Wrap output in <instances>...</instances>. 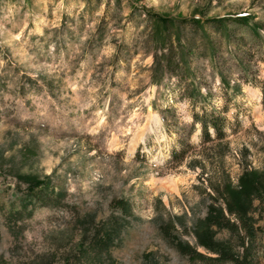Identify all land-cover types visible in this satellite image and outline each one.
I'll return each mask as SVG.
<instances>
[{
	"label": "rangeland",
	"instance_id": "1",
	"mask_svg": "<svg viewBox=\"0 0 264 264\" xmlns=\"http://www.w3.org/2000/svg\"><path fill=\"white\" fill-rule=\"evenodd\" d=\"M147 10L175 17V58ZM263 96L264 0H0V264H234L209 258L198 223L225 180L264 186ZM203 109L224 137L201 142Z\"/></svg>",
	"mask_w": 264,
	"mask_h": 264
},
{
	"label": "trees",
	"instance_id": "2",
	"mask_svg": "<svg viewBox=\"0 0 264 264\" xmlns=\"http://www.w3.org/2000/svg\"><path fill=\"white\" fill-rule=\"evenodd\" d=\"M148 12L150 16L149 37L151 43L153 45H159V49H161L159 55L161 58H164V60H168L169 57L175 58L180 51L178 45L174 43L177 35V32L174 31L176 22L175 17L162 12ZM229 18L239 23H247L252 18V14L244 12L235 15L229 14L212 17V19L219 20L220 22ZM198 19L199 17L192 16L189 20L196 22ZM255 29L254 31L252 30V33L257 34ZM168 42L170 43V47H168L170 50L169 53L164 51ZM214 109L217 110L216 108ZM217 111H219V109ZM193 121L198 122L201 127L202 143L212 138H221L225 136L224 116H221L220 112L213 114L212 111L203 109L201 112H195L193 114ZM210 127L213 130V135L210 134ZM180 143L182 144L181 152L180 150L177 151L174 147L170 149L169 157L179 159L177 156H180V154L184 152L185 147L188 149L190 146L184 139H182ZM250 175V171L242 174L239 177L238 184H232L229 180L220 183L217 190L220 191V197L224 205L209 203L206 215L203 220H200L198 223L200 227L197 231L198 244L204 246L208 251L216 253L214 257L209 258L223 261L230 260L234 264H251L247 253L250 245L253 244L256 238L257 232L256 219L252 214V210L254 208L255 198L259 200L262 199V196L259 195L261 194L259 189H264V186L258 178H249L248 176ZM227 214L234 216L237 222L231 220V217L227 216ZM212 225L225 226L231 229L232 233H236L243 249L242 253L235 251L229 244V241L215 239ZM181 248L185 252H194L198 256L206 257V254L198 251L195 247H191L188 243L182 245Z\"/></svg>",
	"mask_w": 264,
	"mask_h": 264
}]
</instances>
